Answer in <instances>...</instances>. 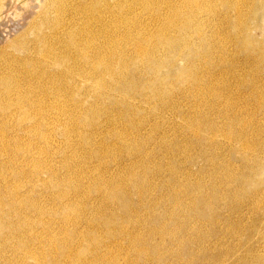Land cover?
<instances>
[{"label":"rangeland","instance_id":"rangeland-1","mask_svg":"<svg viewBox=\"0 0 264 264\" xmlns=\"http://www.w3.org/2000/svg\"><path fill=\"white\" fill-rule=\"evenodd\" d=\"M84 2L0 0V264H264V0ZM77 18L91 65L50 37Z\"/></svg>","mask_w":264,"mask_h":264},{"label":"bare ground","instance_id":"bare-ground-1","mask_svg":"<svg viewBox=\"0 0 264 264\" xmlns=\"http://www.w3.org/2000/svg\"><path fill=\"white\" fill-rule=\"evenodd\" d=\"M73 2L76 4L77 0H73ZM75 4H73L71 7H76L79 5V4L77 5ZM83 4L84 5L81 4L80 7H83L85 9V12L83 16L81 15L79 17L82 24L83 23L88 24L86 22V18L95 19L93 17V14L94 12H96L97 14L96 18L101 20L102 22H105L103 20L109 17L112 19L120 18L124 13H126L122 17L123 19L122 23L126 25L134 24V22H132L134 20L136 22H139V24L141 25L143 21H148L152 24L153 23L163 24L174 21L176 22L178 21L177 19L181 15H186V11L189 6L201 5L200 0H89V2H84ZM106 14H109V16L106 17ZM79 18L68 21V24L66 25L64 23L59 27H55L53 30L50 31V34H52V36L50 37L58 39L60 38V36H66L67 39L72 41L70 45H67L68 48H71V55L73 54V52H75L84 59L85 63L91 65L87 54L84 52L83 42H86L85 40H87V37L91 35H93V37L100 36L101 34H103L104 29H99L93 33L87 32L86 30H88V27L81 26V24L79 23ZM133 26L139 27L137 24ZM127 33L128 32L124 31V36H126ZM141 39H145V38L142 37ZM163 43L165 44V42ZM136 53L138 56L144 57L146 51L138 44L136 47ZM99 67L102 68V70H105V73L111 71V65L109 62L107 63L106 61L104 62L101 61V65ZM64 70L67 71L68 69H64ZM78 71L79 68L76 69L75 75H71L70 72L69 74L62 76L65 79L69 77L73 78L72 80H74L75 83L76 81H79L76 80L78 77H81L86 81L88 73H86V71L83 70L84 72L81 75H79ZM4 85L5 88L8 90V92L12 91L8 83H5ZM212 96L214 98H218L221 96V93L212 92ZM21 101H22L21 98H18V102Z\"/></svg>","mask_w":264,"mask_h":264}]
</instances>
